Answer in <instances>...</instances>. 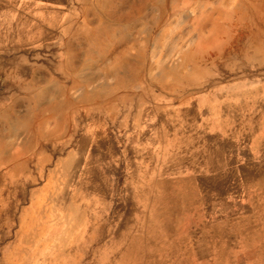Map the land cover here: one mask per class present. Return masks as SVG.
Listing matches in <instances>:
<instances>
[{"label":"rangeland","instance_id":"rangeland-1","mask_svg":"<svg viewBox=\"0 0 264 264\" xmlns=\"http://www.w3.org/2000/svg\"><path fill=\"white\" fill-rule=\"evenodd\" d=\"M10 2L0 100L62 122L31 203L0 182V264H264V0Z\"/></svg>","mask_w":264,"mask_h":264},{"label":"crops","instance_id":"crops-1","mask_svg":"<svg viewBox=\"0 0 264 264\" xmlns=\"http://www.w3.org/2000/svg\"><path fill=\"white\" fill-rule=\"evenodd\" d=\"M9 3L14 5L10 0H0V11L11 10ZM23 6L24 9L19 8V10H31L33 18H30V20L35 21V25L46 28L47 26L60 25V21L63 18V10L68 6V0H24ZM2 21L4 19L1 20L0 25H14L8 22L2 23ZM260 101L264 103V98ZM47 103L48 100L45 93L44 97L39 99L35 105L38 110L24 114L21 111L8 109L10 107L4 104V100H0V182H4V186L8 189L7 202L9 203L19 202L20 196H23V199L29 198L30 200H23V203L32 202V199L41 191L39 186L35 188L36 185H33V182L39 180L41 175L44 174L47 155L57 151V146L53 145L48 152L46 139L48 132H57V124H59L58 128L61 133L60 124L62 121L61 118L56 116L54 118L46 116ZM42 111L44 114L41 113ZM249 115H254V122L260 121V118L257 119L259 112L257 113L256 109ZM252 151L256 154L264 151L263 129L260 130L258 128L253 133ZM32 187L34 188L30 190ZM17 188L22 189L17 192ZM25 212H27V219L32 218V220H35L43 217L36 211L29 214V209H25L18 218L20 219ZM77 218L81 217L77 216ZM22 250L23 254L26 251L24 255L28 254V248H22ZM16 251L19 250L16 249ZM76 259L78 262L80 256L71 259V262L66 260L62 264H75Z\"/></svg>","mask_w":264,"mask_h":264},{"label":"bare ground","instance_id":"bare-ground-1","mask_svg":"<svg viewBox=\"0 0 264 264\" xmlns=\"http://www.w3.org/2000/svg\"><path fill=\"white\" fill-rule=\"evenodd\" d=\"M132 86V85H131ZM54 191V190H53ZM193 196V195H192ZM225 204V203H224ZM73 218V217H72ZM29 234V233H28ZM25 239V238H24ZM42 239V238H41ZM33 241V240H32ZM35 241V240H34ZM39 241V240H38ZM43 241V240H42ZM53 241V240H52ZM30 242V241H29ZM37 242V241H36ZM33 243V242H32ZM32 246V245H31ZM35 246V245H34ZM38 259V258H37ZM40 260V259H39ZM16 263V262H15ZM37 263V262H36Z\"/></svg>","mask_w":264,"mask_h":264}]
</instances>
